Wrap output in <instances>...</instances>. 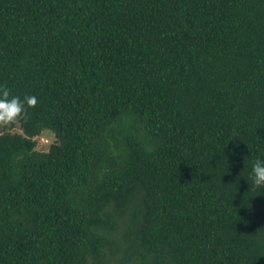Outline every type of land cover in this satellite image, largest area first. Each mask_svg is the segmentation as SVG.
I'll return each instance as SVG.
<instances>
[{
	"label": "trees",
	"instance_id": "16d2710c",
	"mask_svg": "<svg viewBox=\"0 0 264 264\" xmlns=\"http://www.w3.org/2000/svg\"><path fill=\"white\" fill-rule=\"evenodd\" d=\"M0 86V264H264V0H0Z\"/></svg>",
	"mask_w": 264,
	"mask_h": 264
},
{
	"label": "clouds",
	"instance_id": "9594fccd",
	"mask_svg": "<svg viewBox=\"0 0 264 264\" xmlns=\"http://www.w3.org/2000/svg\"><path fill=\"white\" fill-rule=\"evenodd\" d=\"M35 95H26L23 99L11 96L9 89L0 86V127L15 125L21 119H27V110L38 104ZM253 185L264 187V160L257 159L253 164Z\"/></svg>",
	"mask_w": 264,
	"mask_h": 264
},
{
	"label": "rangeland",
	"instance_id": "374dc122",
	"mask_svg": "<svg viewBox=\"0 0 264 264\" xmlns=\"http://www.w3.org/2000/svg\"><path fill=\"white\" fill-rule=\"evenodd\" d=\"M4 127H0V134L2 133ZM14 131L21 132V129L19 126H17ZM37 149L39 150H48L50 148V145L55 142L56 138L54 135L46 132L43 135L37 136Z\"/></svg>",
	"mask_w": 264,
	"mask_h": 264
}]
</instances>
